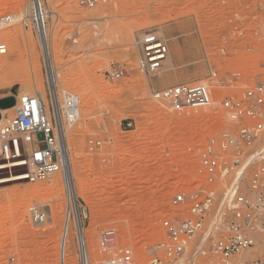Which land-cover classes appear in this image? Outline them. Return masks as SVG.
<instances>
[{
    "label": "rangeland",
    "instance_id": "obj_1",
    "mask_svg": "<svg viewBox=\"0 0 264 264\" xmlns=\"http://www.w3.org/2000/svg\"><path fill=\"white\" fill-rule=\"evenodd\" d=\"M40 2L47 16L51 69L27 16L31 0H0V16H12L11 23L0 26V43L7 47V53L0 55V100L10 104V99L15 102L16 96L35 91L48 97L51 70L57 84L79 98L80 117L67 129V143L90 264H102L124 246L133 249L135 264H146L164 237L161 219L179 209L188 214L186 205L174 207L171 198L204 180L199 152L204 141L225 126H214L206 109L171 111L153 102L151 91L201 80L209 63H216L222 74L241 69L246 77H258L252 85L264 84V69L249 67L238 58L219 65L223 58L212 51L215 36L204 32L202 20L188 9L169 8L163 0H111L91 7L82 0ZM150 26L169 45V56L154 77L137 69L133 44L137 31ZM90 137L104 139L103 147L88 153ZM37 138L41 141L43 135L38 133ZM17 173L19 169L5 170L2 176ZM63 179L61 171L45 180H15L0 186V264H83L74 228L73 252L65 255L64 262L60 255L68 207ZM31 204L46 213L40 225L28 220ZM105 230H114V243L102 248L100 234ZM256 259L264 264L261 245L234 257L232 264Z\"/></svg>",
    "mask_w": 264,
    "mask_h": 264
},
{
    "label": "built area",
    "instance_id": "obj_2",
    "mask_svg": "<svg viewBox=\"0 0 264 264\" xmlns=\"http://www.w3.org/2000/svg\"><path fill=\"white\" fill-rule=\"evenodd\" d=\"M110 1L82 0L89 7ZM163 1L169 8L188 9L202 20L204 32L215 36L212 51L223 58L219 65L238 58L249 67L264 69V0ZM27 16L41 48L47 50V16L40 0H31ZM11 22V15L0 16V26ZM133 44L137 69L150 77L158 75L169 56L165 36L150 26L137 31ZM6 53V45L0 43V55ZM209 64V72L201 80L156 87L150 93L153 102L171 111L206 109L214 126H225L209 136L199 152L204 180H196L195 189L179 190L171 198L174 207L186 205L188 214L179 209L174 216L161 219L164 237L146 264H232L242 252L257 245L264 247V84L252 85L258 77H246L244 70L222 74L216 63ZM48 97L39 91L20 94L15 98L13 114L0 116V186L12 177L35 182L62 171L59 134L78 121V98L59 86L55 78L48 82ZM131 125L126 123V127ZM38 133L43 135L41 141ZM104 142L100 137L88 138L87 152L101 149ZM11 169H19V173L2 176ZM67 214L65 229L72 220ZM45 219L46 213L38 204L28 207L31 224H42ZM78 221L80 225V217ZM73 228L78 246H85L81 225L78 229L73 221ZM109 235L114 238V230L100 234L102 248H106ZM102 264H135L134 251L121 247ZM244 264L262 262L256 259Z\"/></svg>",
    "mask_w": 264,
    "mask_h": 264
},
{
    "label": "bare ground",
    "instance_id": "obj_3",
    "mask_svg": "<svg viewBox=\"0 0 264 264\" xmlns=\"http://www.w3.org/2000/svg\"><path fill=\"white\" fill-rule=\"evenodd\" d=\"M47 48L48 49L46 50L44 47H42V50H43V53L45 56L46 65L48 68L51 69L52 68V62H51V60H49V53H50L49 52L50 51L49 50V40L47 41ZM49 74H50V76L48 78V82H51V79L55 78L56 76L53 75V70H51V72ZM42 93L44 94V92H42ZM89 101H90V99H87L86 103ZM78 102H79V98H78ZM82 104H84V103H82ZM79 107H81V106H78V109H79ZM12 110H13V108L2 110L1 115H3L6 112H12ZM79 114H80V110H79ZM0 122H1V120H0ZM59 137H60L59 143H60V147H61V151H62V157H63V163H62L63 164L62 172H63V178H64L63 180H65V186H66V189L68 192V207H67V210L65 213L61 237H60V255H61V259H62V250H63L62 261L64 262L66 260L65 255L69 254L70 252H73L72 250L74 248L73 221L76 222L78 229H80V225H79V221H78L79 220V211H78L77 204L75 203L76 196L74 193V191H75L74 190V181H73V174H72L71 163H70V158H69V151H68L67 130H64L62 134L60 133ZM22 178H24V177H12V178L6 179L5 181L11 182V181H15V180H20ZM52 211L51 210L48 211V216L50 215L48 218H50L51 221H53L52 219L54 218L53 217L54 215L51 213ZM68 212H69L70 218L72 217L73 221L72 220L68 221L67 228L65 229V221H66ZM83 235L85 237L84 232H83ZM106 239H107V246H109V247L112 246V243H114V238L111 237V235H109V236H106ZM86 241L87 240H85V246H82L81 244H79L80 256H81V261L83 264H90V259H89L90 257H89V250H88L89 247L86 245Z\"/></svg>",
    "mask_w": 264,
    "mask_h": 264
},
{
    "label": "water",
    "instance_id": "obj_4",
    "mask_svg": "<svg viewBox=\"0 0 264 264\" xmlns=\"http://www.w3.org/2000/svg\"><path fill=\"white\" fill-rule=\"evenodd\" d=\"M10 101L11 103L9 104L8 99L0 100V110L12 106L14 104V101L12 99H10Z\"/></svg>",
    "mask_w": 264,
    "mask_h": 264
}]
</instances>
